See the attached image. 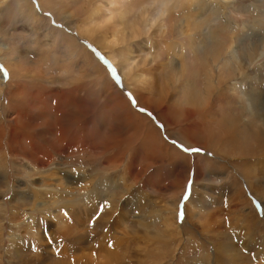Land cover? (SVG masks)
Masks as SVG:
<instances>
[{
  "label": "rangeland",
  "instance_id": "1",
  "mask_svg": "<svg viewBox=\"0 0 264 264\" xmlns=\"http://www.w3.org/2000/svg\"><path fill=\"white\" fill-rule=\"evenodd\" d=\"M228 2L0 0V264H264V0Z\"/></svg>",
  "mask_w": 264,
  "mask_h": 264
},
{
  "label": "snow or ice",
  "instance_id": "2",
  "mask_svg": "<svg viewBox=\"0 0 264 264\" xmlns=\"http://www.w3.org/2000/svg\"><path fill=\"white\" fill-rule=\"evenodd\" d=\"M45 15H46V16H47V15H50V13H47V12H46ZM53 23H55V22H53ZM55 26H56V27H60V25H55ZM93 51L96 52L95 49H93ZM96 55L99 56V53L96 52ZM100 58L103 59V57H100ZM105 63H106V61H105ZM108 67H109V69H111L112 74H113V76L115 77V76H116V70H115V69H112V66H111V65H108ZM0 72H3L4 78H5V80H6V79L8 78V73L6 72V70L3 69L2 66H0ZM128 95L131 96V94H128ZM141 111H143V109H141ZM173 143H175V141H173ZM178 146H179V145H178ZM184 150H185V151H192V152H199V151H202V150L199 149V148H192V149L185 148ZM73 171H74V169H73ZM106 205H107V201H105L104 204L99 205L100 212L97 213V214L93 217V220L96 219V218L99 216V214L103 212L104 207H105ZM65 215H67V213H65ZM177 219H178V221L183 222V219H184V212H183V210H181L180 212H178V214H177ZM111 246H112V245H111V242H109V247H111ZM33 250H35V248H33ZM56 251H57V253H59V249H56ZM93 255H95V253H93Z\"/></svg>",
  "mask_w": 264,
  "mask_h": 264
},
{
  "label": "bare ground",
  "instance_id": "3",
  "mask_svg": "<svg viewBox=\"0 0 264 264\" xmlns=\"http://www.w3.org/2000/svg\"><path fill=\"white\" fill-rule=\"evenodd\" d=\"M159 1H161V0H159ZM189 1H191V0H189ZM228 1H229V0H226L227 3H229ZM181 2H182V0H181ZM218 2H219V1H218ZM221 3H222V2H221ZM227 3H226V4H227ZM229 4H230V3H229ZM215 7H216V10H218V11L221 12V13H224L223 15H224V17H225V21L229 22V21H228V18L226 17V12H225L228 8H226V7H224V6L222 7L221 5H218V7H217V6H215ZM223 15H221V16H223ZM222 18H223V17H222ZM229 23H230V22H229ZM259 163H260V162H259ZM262 167H264V161L262 162ZM251 244H252V243H251ZM244 246H249V245H248L247 243H243V247H242V248H244ZM223 248H224V247H223ZM218 249H219V248H218ZM218 249H217V250H218ZM224 250H225V249H224ZM232 250H234V249H232ZM234 251H235V250H234ZM226 252H227V251H226ZM229 252H230V251H229ZM229 252H228V253H229ZM220 253H222V248H221V252H220ZM232 253H233V251H232ZM255 253H256L255 256L258 257V258H260V251H258V252L256 251ZM225 254H227V253H225ZM233 254L236 255V257H237V261L242 262V258H240V256L237 255L238 253H237V254H236V253H233ZM232 256H233V255H232ZM220 257H221V256H220ZM226 264H227V262H226Z\"/></svg>",
  "mask_w": 264,
  "mask_h": 264
}]
</instances>
